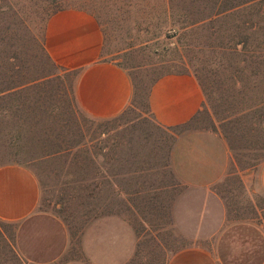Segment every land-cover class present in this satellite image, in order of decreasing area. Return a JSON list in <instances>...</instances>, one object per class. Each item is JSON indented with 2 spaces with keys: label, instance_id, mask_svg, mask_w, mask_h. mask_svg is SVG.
I'll return each instance as SVG.
<instances>
[{
  "label": "rangeland",
  "instance_id": "1",
  "mask_svg": "<svg viewBox=\"0 0 264 264\" xmlns=\"http://www.w3.org/2000/svg\"><path fill=\"white\" fill-rule=\"evenodd\" d=\"M203 1L191 10L192 20L210 16L200 8L208 6ZM59 4L96 19L104 36L103 61L121 66L131 77V106L116 119L87 118L73 100V75L58 70L40 48L48 14ZM166 13L163 0H0V76L32 86L21 95L36 100L40 126L51 141L63 148L78 142L89 155L77 165L69 164L71 156L39 161L40 151L28 138L14 158L0 144V167L29 169L39 185L38 210L64 221L69 231L59 263L86 261L89 238L104 230L108 217H121L134 236L125 244L126 258L117 264H166L181 249L214 248L215 242H193L174 215L185 190L170 169V151L175 135L189 130L215 131L229 145L232 163L214 191L230 223L264 226V197L247 192L240 179L242 171L264 162V105L251 107L264 101V76H252L254 61L247 54L228 51L236 42V18L203 22L179 38V26L168 23ZM246 34L252 49L259 39L251 31ZM167 75L193 76L204 96L190 124L171 130L159 126L148 108L150 83ZM80 168L86 169V189L77 190L74 184L72 190L68 184L81 176ZM113 175L123 190H111ZM101 177L104 184L98 190ZM0 232L14 249L0 240V264H23L15 250L17 225L0 220Z\"/></svg>",
  "mask_w": 264,
  "mask_h": 264
},
{
  "label": "crops",
  "instance_id": "2",
  "mask_svg": "<svg viewBox=\"0 0 264 264\" xmlns=\"http://www.w3.org/2000/svg\"><path fill=\"white\" fill-rule=\"evenodd\" d=\"M44 48L50 60L66 72H78L74 96L78 109L95 121L112 120L129 106L133 83L128 72L103 61L104 36L89 13L66 9L46 22ZM204 102L191 75H167L152 87L149 109L165 129L190 124ZM231 151L223 135L211 130L177 133L170 151V169L184 194L174 215L196 243L215 242L214 248L191 246L174 253L166 264H264V226L230 223L217 187L227 177ZM240 174V173H239ZM247 192L264 197V162L242 171ZM40 191L26 167H0V220L17 225L15 250L23 264H117L126 258L125 244L133 233L120 217L104 220L103 231L90 237L87 260L59 263L69 234L56 216L38 210Z\"/></svg>",
  "mask_w": 264,
  "mask_h": 264
},
{
  "label": "trees",
  "instance_id": "3",
  "mask_svg": "<svg viewBox=\"0 0 264 264\" xmlns=\"http://www.w3.org/2000/svg\"><path fill=\"white\" fill-rule=\"evenodd\" d=\"M61 1L65 3L68 0H61ZM201 2L204 1L203 0H163V3L165 5V10L167 12L166 14H167L168 23L173 24L174 26L177 25L180 28L181 32L179 38L184 37L185 33L188 31L189 28H194L203 22H212V21L217 22L216 20L220 18L221 20L236 18L238 20V26L236 25V31H238L237 35L235 36L236 42L232 47L228 48V51H232L238 57L247 54V57L250 60L254 61L253 62L254 67L250 71L252 73V76L254 77L258 75L264 76V65H263L264 63V0H206V2H208V6L205 5V6H201L200 8L203 11L204 10L207 12L210 11L209 12L210 16L208 17L202 16L200 19L192 20L190 18V14L192 13L191 10L195 9V7L198 6V4H200ZM55 7L56 6H54V10H52L48 14L47 20L55 13L65 10L62 8L60 4L57 6L56 9ZM201 12L202 11H200V13ZM246 31H251V34L259 39L256 41L253 40L254 44L252 49H249L251 40H250V35L246 34ZM2 38H3V34L0 32V40ZM44 39H45V28L41 34L39 43H40V48L48 57L44 48ZM48 59L50 60L49 57ZM53 65L55 64L53 63ZM55 67L58 70L63 71L64 73H69L73 75L75 81H74L72 96L75 103L74 90L78 78V72H66L65 70H63L60 67H57L56 65ZM160 78L161 77L155 78L150 83L149 95L152 87L155 85V83H157V81ZM12 81L13 79L11 77L9 80V76L8 77L5 75L0 76V144L2 145L3 152L8 156L14 155V158L18 157V155L20 154L19 149L22 147L23 141H27V139L30 138V139H34L35 142L34 145L38 147L37 149L40 151L39 157L37 158V160L39 161L40 160L43 161L44 159H51V158L60 159L69 156H71V160L69 164L77 165L81 163L80 159L87 161L89 159L88 158L89 155H87L88 152L84 151L81 148H78L81 146L80 143L77 142L76 144L73 145L71 144V146H68V148L67 147L63 148L59 143L51 141V137L49 136L47 129H44L43 126H40V121L38 120V118H39V113H41V111L35 107L36 100L30 95H25V96L21 95L23 89L30 91L32 90V86L30 87L26 84H15ZM262 95H264L263 92ZM131 102H132V98L129 106L121 115L126 113V111L131 106ZM260 105H264V101H262L261 104L252 105L251 107L255 108ZM148 108H149V104H148ZM39 126L40 128H37ZM184 126L186 125L177 128H182ZM84 171H86V169L80 168L79 173L81 176L77 180H74L73 183L71 182L68 184L72 187L71 188L72 190L74 189L73 188L74 184H75V189L77 190L86 189V185L84 184L87 183L88 178L82 175ZM99 171L100 173H102L101 171H103V168ZM116 177L117 176L113 175L112 180H110L109 182L110 184L113 183L111 190H123L120 186L119 183L120 181L117 180L118 178ZM102 179L103 178L101 177L100 183L96 184L98 190L104 184ZM62 222L64 223V221ZM0 240L4 242V244L8 247V249L10 247V251L14 252L12 246H9V244L11 245L9 238L4 236L1 232H0Z\"/></svg>",
  "mask_w": 264,
  "mask_h": 264
}]
</instances>
